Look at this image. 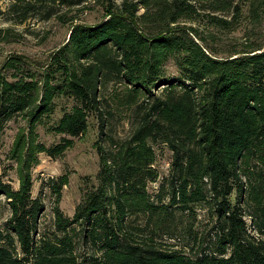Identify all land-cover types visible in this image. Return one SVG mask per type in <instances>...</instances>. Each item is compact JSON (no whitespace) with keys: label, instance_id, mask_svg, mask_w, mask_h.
<instances>
[{"label":"trees","instance_id":"trees-1","mask_svg":"<svg viewBox=\"0 0 264 264\" xmlns=\"http://www.w3.org/2000/svg\"><path fill=\"white\" fill-rule=\"evenodd\" d=\"M11 1L22 22L32 12L64 18L90 0ZM97 1L104 16L73 24L41 70L16 55L0 67V136L17 116L27 123L10 151L18 187L0 181L10 208L0 264H264V45L226 54L199 28L234 29L238 0ZM61 97L73 104L51 130L70 138L46 146L35 129ZM127 109L131 134L109 137L111 150L96 142L97 184L71 216L58 206L67 176L51 181L53 230L38 233L37 155L61 156L86 134L90 114L103 126ZM152 144L171 153L166 176L152 167ZM202 206L211 217L200 230Z\"/></svg>","mask_w":264,"mask_h":264},{"label":"rangeland","instance_id":"rangeland-1","mask_svg":"<svg viewBox=\"0 0 264 264\" xmlns=\"http://www.w3.org/2000/svg\"><path fill=\"white\" fill-rule=\"evenodd\" d=\"M114 1L119 3L121 0ZM254 2L255 0H238L241 14L238 15L239 22L234 29L215 28L209 24L207 26L200 24L199 28L218 51H226V54L233 53L234 49L264 45V3L252 7ZM11 3V0H0V67L8 57L16 55L23 57L33 66L31 68L34 70H41L48 63L52 53L66 42L73 24L93 23L104 16V7L101 3L97 0H90L80 8L63 10L64 18L53 16L46 19L42 18L40 14L32 12L26 20L19 22L14 19V14L9 9ZM223 19L230 21L232 16L228 14ZM160 91L161 87L156 90V93ZM55 103L54 112L49 117H44L35 129L37 140L46 146L59 143L64 137L70 138L65 134L53 132L51 126L63 112L70 109L73 102L61 97L56 99ZM134 115V109L117 111L102 126L100 119L90 114L87 119L86 134L72 138L71 146L61 156L51 158L45 153L37 155L38 163L30 168V175L33 182L31 195L32 197L39 196L44 205L43 211L38 216V233H48L53 230V207L56 203V196L50 186L51 181L61 175L67 176V184L61 189L58 206L67 216H71L84 192L97 184L96 175L100 162L96 142L103 139L105 149L111 150L113 146L109 137L114 141L127 139L135 125ZM26 128V119L17 116L5 123L0 136V181L9 183L15 189L18 187L17 163L10 158V151L17 133L19 131L26 132ZM152 145L156 153V161L152 167L160 177L166 176L171 153L163 144ZM156 186L154 183H148V192L153 195ZM9 215L8 200L0 193L1 228L4 227ZM196 215L195 227L200 230L206 229L211 217L208 209L203 206L199 207ZM164 241L171 244L174 240Z\"/></svg>","mask_w":264,"mask_h":264}]
</instances>
